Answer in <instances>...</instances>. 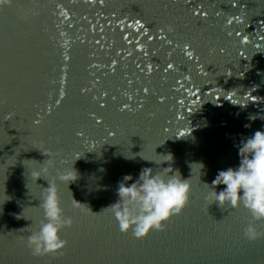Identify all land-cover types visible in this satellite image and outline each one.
<instances>
[{
  "label": "water",
  "instance_id": "95a60500",
  "mask_svg": "<svg viewBox=\"0 0 264 264\" xmlns=\"http://www.w3.org/2000/svg\"><path fill=\"white\" fill-rule=\"evenodd\" d=\"M257 130L264 0H6L0 264H264V236L243 231L252 222L264 233V219L243 204L211 203L204 184L239 164L241 142ZM167 154L168 174L190 181L188 204L143 239L121 232L106 208L119 182L168 167L144 159ZM73 169L75 180L60 179ZM49 183L73 220L59 233L67 244L56 260L27 246L45 219Z\"/></svg>",
  "mask_w": 264,
  "mask_h": 264
},
{
  "label": "clouds",
  "instance_id": "9594fccd",
  "mask_svg": "<svg viewBox=\"0 0 264 264\" xmlns=\"http://www.w3.org/2000/svg\"><path fill=\"white\" fill-rule=\"evenodd\" d=\"M239 154L240 162L237 166L219 170L211 185L204 183L211 189L206 199L211 197V203L216 202L221 207L235 208L243 204L253 220L264 219V131L257 130L243 140ZM158 156L165 159L159 162L144 159L154 161L157 165L168 161V167H144L135 179L131 175H125L116 190L118 200L106 207L116 218L120 231L127 233L131 230L137 239H143L153 229L163 230L164 222L172 215L180 213L190 199L189 179L182 178L178 170H176L178 174H168V169L172 167L170 162L172 155ZM49 162L51 167L55 168L51 158ZM48 170L47 166L36 169L32 176L36 180L43 176L41 173ZM74 172L75 170L62 174L60 179L75 180L77 176ZM217 185L224 187L217 190ZM45 189L41 201L45 219L40 222L39 230L28 237L27 246L34 256L55 253L64 248L67 241L61 239L59 233L64 226H69L73 222L71 217L63 216L55 184L49 183V187ZM74 201L78 207L80 203L75 199ZM243 231L248 240L264 236V233L257 231L252 222H248Z\"/></svg>",
  "mask_w": 264,
  "mask_h": 264
},
{
  "label": "snow or ice",
  "instance_id": "6c2138e0",
  "mask_svg": "<svg viewBox=\"0 0 264 264\" xmlns=\"http://www.w3.org/2000/svg\"><path fill=\"white\" fill-rule=\"evenodd\" d=\"M5 3H6V0H0V5H4ZM246 39H247V38H245V40H246ZM187 55H188L189 57H191L192 53L189 52V53H187ZM172 67H173V65H172L171 63H169V64L167 65V68H168V69H171ZM145 91H147V89H145ZM60 95H61V96L64 95L63 91L60 92ZM251 99H252V100H255L256 97L252 96ZM57 103H59V101H57ZM125 107H127V105H126ZM37 123H39V121H37ZM72 221H73V220H72ZM72 224H73V222H72ZM72 224L69 225L68 227H71ZM66 244H67V243H66ZM65 246H66V245H65ZM61 255H63V248L60 249L59 251L55 252V253H51V254H47V255H42L41 257H43V256H50L53 260H56V259L59 258Z\"/></svg>",
  "mask_w": 264,
  "mask_h": 264
}]
</instances>
